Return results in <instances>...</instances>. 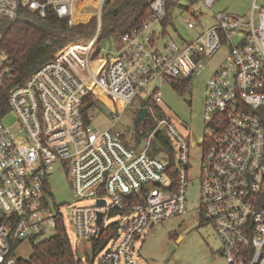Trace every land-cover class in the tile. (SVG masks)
<instances>
[{
    "label": "built area",
    "instance_id": "obj_1",
    "mask_svg": "<svg viewBox=\"0 0 264 264\" xmlns=\"http://www.w3.org/2000/svg\"><path fill=\"white\" fill-rule=\"evenodd\" d=\"M256 1L248 19L212 11L215 23L198 29L194 7L210 8L216 0H150L149 15L119 35L112 49L99 44L98 22L89 41L64 45L10 88L9 110L0 114V264H21L18 246L47 239L59 217L70 218L76 240L90 250L107 230L109 238L91 264H139L135 249L145 231L185 213L188 202L193 142L161 113V85L171 86L175 78L188 85L198 76L207 119L197 140L199 216L216 233L226 264H264V6ZM75 2L0 0V39L3 22L24 7L39 16L52 8L69 17ZM174 7L187 29L195 30L189 40L162 31ZM223 43L226 63L209 67L205 59ZM13 72L0 46V87ZM93 88L116 100L121 112L137 98L139 108H147L140 123L147 118L153 128L125 141L114 129L117 116L109 127L92 130V107L85 108L84 98ZM11 112L15 121L9 125L5 116ZM54 170L65 172L75 199L67 217L49 188Z\"/></svg>",
    "mask_w": 264,
    "mask_h": 264
},
{
    "label": "rangeland",
    "instance_id": "obj_2",
    "mask_svg": "<svg viewBox=\"0 0 264 264\" xmlns=\"http://www.w3.org/2000/svg\"><path fill=\"white\" fill-rule=\"evenodd\" d=\"M112 2L109 0H76V10L74 17L78 20L85 21L95 18L96 27L100 16L104 13L108 5ZM258 5L264 6V0H257ZM108 3V4H107ZM210 8L195 6L198 10L200 24L198 29L215 23L211 12L225 10L230 13L244 15L249 18V12L252 9V0H216ZM172 21L174 27L168 28L166 35L189 40L195 35L194 29H187L184 20H181L180 11L176 7L172 10ZM254 12V18H256ZM96 30V28H95ZM107 39H101L100 45L107 50L113 48L114 40L118 41L119 35H112ZM79 41V40H78ZM226 46L222 44L217 53L212 58H206L205 62L209 67H218L226 63L224 57ZM208 69L204 72L206 75ZM204 80L202 76L194 77L185 89H176L168 84L161 85L160 107L164 114L171 119L178 127L181 133L189 138L190 146L188 158V192H187V210L185 213L172 216L162 220L149 227L141 239L136 244L137 253L139 254V264H226L222 255L219 253V241L213 228L207 223L202 222L199 216L197 205L198 178L200 175L201 145L197 143L199 138L204 137L206 131L207 119L203 116L204 109ZM92 99L93 106L90 114L93 116L91 129H102L109 127L113 120L119 116L114 127L125 141L129 137L135 136V132L143 131V123L135 125L134 118L143 108H139L137 98H133L131 103L121 112L118 109L116 100L101 93L98 89L93 88ZM112 109H115L113 111ZM110 110L112 113H110ZM5 121L11 125L15 121L13 112L5 116ZM152 146H158L157 140H153ZM49 188L54 195L56 203L62 204L61 209L64 215H69L70 209L75 205V199L64 171L54 170L48 176ZM87 202V201H79ZM78 202V203H79ZM68 235L71 239L72 248L76 255L83 259L84 256H92V252L87 243H79L73 233L70 218H65ZM31 243H21L15 254L18 257L27 259L31 255ZM172 245L171 251L168 247ZM86 264V263H84Z\"/></svg>",
    "mask_w": 264,
    "mask_h": 264
},
{
    "label": "trees",
    "instance_id": "obj_3",
    "mask_svg": "<svg viewBox=\"0 0 264 264\" xmlns=\"http://www.w3.org/2000/svg\"><path fill=\"white\" fill-rule=\"evenodd\" d=\"M149 1L112 0L111 3L109 2L110 4L99 19L98 41L113 37L112 35H121L123 32L138 26L139 21L146 18L150 13ZM75 10L72 16L60 17L50 8L45 16H39L38 13L24 7L15 19H8L3 22L0 46L7 57L12 60L14 76L0 87V114H5L9 110L7 96L11 87L24 83L37 67L52 59L58 49L64 45L74 40L89 41L95 28L98 27L95 26V18L85 21L78 20L74 17ZM167 24H172L171 27H174L170 14H167L162 21L164 31H167ZM171 86L182 90L187 87V81L175 78ZM84 103L85 108L92 107L94 104L92 95L85 96ZM159 109L163 113L160 105ZM143 126L142 135L153 128L154 122L146 118ZM156 136L161 139L164 145L168 143L161 132L157 133ZM57 221L55 233L48 236L47 239L32 242L31 255L27 259L21 258V264H91L92 258L97 256L109 238L107 230L102 229L98 239L92 242V257L86 256V259L83 260L74 253L65 221L61 217Z\"/></svg>",
    "mask_w": 264,
    "mask_h": 264
},
{
    "label": "water",
    "instance_id": "obj_4",
    "mask_svg": "<svg viewBox=\"0 0 264 264\" xmlns=\"http://www.w3.org/2000/svg\"><path fill=\"white\" fill-rule=\"evenodd\" d=\"M146 111H147V108H146V107H143V108L140 110V112L136 115V117L134 118V120H135V121H134L135 125H138V124L142 121V118H143V116L145 115ZM143 143H144V141L141 142V146L143 145ZM97 203L102 204V203H103L102 199H98V200H97ZM99 217H100V213L98 212V213H97V218H96L98 222L100 221ZM171 249H172V245H170V246L168 247V250H169V251H171Z\"/></svg>",
    "mask_w": 264,
    "mask_h": 264
},
{
    "label": "crops",
    "instance_id": "obj_5",
    "mask_svg": "<svg viewBox=\"0 0 264 264\" xmlns=\"http://www.w3.org/2000/svg\"><path fill=\"white\" fill-rule=\"evenodd\" d=\"M173 25H174V23H173ZM171 26H172V24H167L166 29H168V28H172ZM162 31H163L164 33H165V32L167 33L168 30H167V31H166V30L164 31L163 26H162Z\"/></svg>",
    "mask_w": 264,
    "mask_h": 264
}]
</instances>
